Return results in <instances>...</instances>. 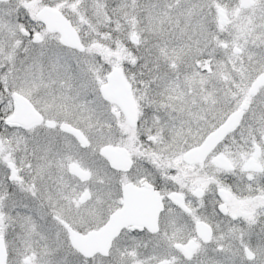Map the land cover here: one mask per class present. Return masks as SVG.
<instances>
[{"label": "snow or ice", "instance_id": "snow-or-ice-1", "mask_svg": "<svg viewBox=\"0 0 264 264\" xmlns=\"http://www.w3.org/2000/svg\"><path fill=\"white\" fill-rule=\"evenodd\" d=\"M0 264H264V0H0Z\"/></svg>", "mask_w": 264, "mask_h": 264}]
</instances>
